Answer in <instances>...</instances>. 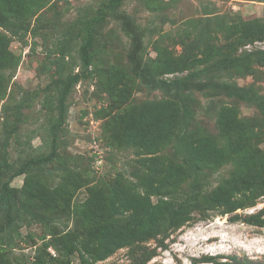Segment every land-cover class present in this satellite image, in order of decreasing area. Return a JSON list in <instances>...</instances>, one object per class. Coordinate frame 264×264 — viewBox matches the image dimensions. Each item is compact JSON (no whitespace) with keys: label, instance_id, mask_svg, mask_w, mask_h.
Masks as SVG:
<instances>
[{"label":"trees","instance_id":"obj_1","mask_svg":"<svg viewBox=\"0 0 264 264\" xmlns=\"http://www.w3.org/2000/svg\"><path fill=\"white\" fill-rule=\"evenodd\" d=\"M123 1L101 0L91 14L84 13L65 30L64 39H81L78 47L81 69L69 70L46 87L54 97L46 115L48 148L28 153L16 164L8 160L6 148L2 151L0 233L11 237L17 219L25 223L41 220L45 229L41 235L42 247L35 250L31 260L17 264H73L74 256L78 264H94L120 248L149 239L157 238L164 246L162 238L169 230L194 220L192 212L196 208L203 213L216 210L231 214L232 220L264 228V207L244 216L236 213L238 209L254 206L264 196V149L258 147L264 141V101L255 102L260 113L253 117H240L235 106L221 105L216 112L215 133L191 128L195 113L185 99L179 103L172 99L144 101L121 107L117 113L109 106V111L104 113H108L111 124L108 145L130 147L140 153L137 162L141 169L133 173V179L120 174L111 181L90 184L94 178L91 170L88 167L77 170L76 166L68 165L59 151L58 138L68 110L67 98L74 86L101 73L105 89L112 83L116 87L110 65L101 69L103 54L97 47L96 29L107 17L120 18ZM47 2L0 0L1 70L17 62L8 48V33L35 34L36 26H30L31 20H38L37 15L46 8ZM224 31L223 43L206 40L198 46L193 42L194 46L175 61L169 57L160 61L163 72L187 71L179 77L158 78L137 63L134 75L169 93L180 90L191 77L211 68L231 65L235 71L249 72L252 60L264 65V50L237 54L239 46L264 38V18L239 19ZM57 54L61 59L66 56L62 46ZM7 83L0 73V90H5ZM125 88L114 97L117 101L126 98ZM218 88L221 84L213 87ZM239 90L240 97L248 96V91ZM21 104L16 105L11 126L6 128L8 137L21 121ZM169 143L171 154L166 155L162 151ZM228 164L229 172L212 185L210 175ZM50 165L62 172L57 183L47 180ZM18 176H23L22 185L14 187L11 182ZM81 187H85L86 195L74 201ZM6 248L0 241V264H14ZM131 257L135 260L134 255Z\"/></svg>","mask_w":264,"mask_h":264},{"label":"rangeland","instance_id":"obj_2","mask_svg":"<svg viewBox=\"0 0 264 264\" xmlns=\"http://www.w3.org/2000/svg\"><path fill=\"white\" fill-rule=\"evenodd\" d=\"M100 1L48 0L46 8L37 15L38 20H31L30 26H36L35 34L13 36L8 33V48L17 62L9 69H0L8 80L5 90H0V161L4 148L8 151V160L14 164L28 153L48 148L46 115L54 97L49 94L52 90L46 87L69 70L81 69L78 55L81 39H64L65 30L84 13L91 14ZM120 11L119 19L107 17L96 29L97 47L103 54L101 69L110 65L116 87L112 83L105 89L101 73L80 80L67 98L68 110L58 138L59 151L68 165L76 166L77 170L85 167L91 170L94 178L90 184L111 181L120 174L133 179V173L141 169L137 149L108 145L111 124L107 120L108 113H104L109 111V106L117 113L121 107L144 101L172 99L179 103L185 99L195 113L191 128L215 133L216 112L221 105L235 106L240 117H253L260 113L255 102L264 101V65L255 60L250 62L249 72L235 71L231 65L211 68L191 77L180 90L169 93L134 75L136 63L150 69L158 78L187 73L163 72L160 61L168 57L175 61L194 46L193 42L198 46L206 40L223 43L225 28L239 19L264 18V0H124ZM60 46L66 54L64 59L57 54ZM260 50H264V38L239 46L237 54ZM217 84H221V88L213 89ZM124 86L126 98L117 101L115 98L122 94ZM239 89L248 91V96L240 97ZM18 103H22L21 121L8 137L6 128L11 126ZM170 147L171 143L167 144L162 152L170 155ZM258 147L264 149V141L259 142ZM48 167L49 183L59 182L61 170L54 165ZM229 167L230 164L212 173L211 184L226 175ZM22 182L23 176H18L11 185L20 187ZM85 195V187H81L73 200H82ZM256 202L236 213L244 216L257 212L264 207V196ZM192 215L194 220L169 230L164 238L159 236L164 246L157 238L149 239L120 248L94 264H132L135 261L136 264H264V228L232 220L231 214H220L216 210L203 213L196 208ZM44 230L41 220L25 223L17 219L11 237L0 233V241L7 246L12 263L32 259L35 250L42 247ZM48 251L54 254L52 248ZM73 264H78L75 256Z\"/></svg>","mask_w":264,"mask_h":264}]
</instances>
